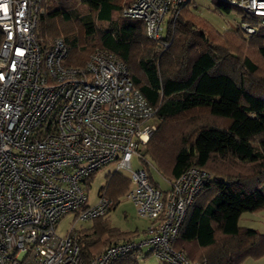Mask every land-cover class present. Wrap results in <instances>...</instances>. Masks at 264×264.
Listing matches in <instances>:
<instances>
[{
    "label": "built area",
    "instance_id": "1",
    "mask_svg": "<svg viewBox=\"0 0 264 264\" xmlns=\"http://www.w3.org/2000/svg\"><path fill=\"white\" fill-rule=\"evenodd\" d=\"M189 1L135 0L124 15L141 19L147 37L159 41ZM222 1L264 25V0ZM43 10V0H0V264H87L74 225L66 234L57 228L70 213L77 222L109 211L112 200L103 192L87 203L86 181L112 163L129 171L127 197L150 225L143 238L109 246L88 264H114L129 253L139 258L145 246L167 264H198L172 243L212 175L192 167L164 191L145 166L135 168L134 158L146 161L157 109L113 53L97 49L76 67L66 64L63 38L43 49L37 34ZM240 27L255 32L247 21Z\"/></svg>",
    "mask_w": 264,
    "mask_h": 264
},
{
    "label": "trees",
    "instance_id": "2",
    "mask_svg": "<svg viewBox=\"0 0 264 264\" xmlns=\"http://www.w3.org/2000/svg\"><path fill=\"white\" fill-rule=\"evenodd\" d=\"M191 1L159 41L147 37L141 19L124 16L135 0H43L37 34L43 49L63 38L70 66L84 67L97 49L125 63L160 122L144 153L152 184L170 188L154 181L151 162L170 185L192 167L212 175L195 196L172 248L198 264H243L264 256V232L240 225L244 212L264 209V76L259 73L264 25L259 17L215 0L218 9L235 10L255 27L251 34L240 26L220 33L190 11ZM82 5L89 11L84 13ZM129 187L130 177L114 172L100 192L113 209ZM106 214L72 231L87 264L109 246L139 239L138 230L124 231ZM141 253L142 259L154 255ZM114 264L141 262L129 253Z\"/></svg>",
    "mask_w": 264,
    "mask_h": 264
},
{
    "label": "rangeland",
    "instance_id": "3",
    "mask_svg": "<svg viewBox=\"0 0 264 264\" xmlns=\"http://www.w3.org/2000/svg\"><path fill=\"white\" fill-rule=\"evenodd\" d=\"M189 7L190 11L195 16L205 22H209L220 33L235 31L238 28V23L240 22V14L235 10L226 12L224 10L218 9L215 5V0H192ZM82 8L84 13L89 11L83 5ZM168 18L169 16L166 17V20H168ZM220 41L226 44L223 40ZM245 52L249 54L251 53V55L253 56L252 49H249L247 51L245 49ZM261 67L262 68L259 73L264 76V64H262ZM247 81H249V79ZM159 125L160 122L158 121L156 131L158 130ZM149 165L152 169L154 181L164 189L169 188L170 184L166 180L165 176L157 169V167L152 162L149 163ZM133 166L136 168L138 166H144V164L139 162L138 159L134 158ZM114 172H118L122 176L129 177L128 170L119 169L117 171L116 166L113 163L102 167L101 169L96 171V174L90 181V185L86 187L88 194V204L92 205L98 202L101 188L107 184L108 175H110V173L113 174ZM253 213L254 212L249 211L244 212L240 219V225L244 227L255 228L261 232H264V209L256 211L255 214ZM106 215H108L112 225L119 227L124 231L138 230V232L140 233L139 238H143L146 235L145 230L148 229L150 225V221L148 219L143 218L139 215L136 205L127 197V194H121L119 196V203L117 204V206L113 209H110ZM75 219L76 217L72 213L66 215L58 224V233L66 234L73 225V229L75 232L76 230L91 226L94 221V219H92L76 222ZM143 250L144 253H148L150 252V247L145 246ZM139 260L141 264H159L160 262V260L152 254L146 259H142V257H139Z\"/></svg>",
    "mask_w": 264,
    "mask_h": 264
},
{
    "label": "crops",
    "instance_id": "4",
    "mask_svg": "<svg viewBox=\"0 0 264 264\" xmlns=\"http://www.w3.org/2000/svg\"><path fill=\"white\" fill-rule=\"evenodd\" d=\"M240 22H241V19H240ZM240 22L238 23V26H240ZM253 214H255V212ZM243 264H264V256L258 259L250 258L246 260Z\"/></svg>",
    "mask_w": 264,
    "mask_h": 264
}]
</instances>
